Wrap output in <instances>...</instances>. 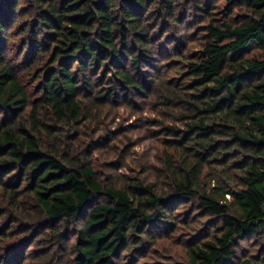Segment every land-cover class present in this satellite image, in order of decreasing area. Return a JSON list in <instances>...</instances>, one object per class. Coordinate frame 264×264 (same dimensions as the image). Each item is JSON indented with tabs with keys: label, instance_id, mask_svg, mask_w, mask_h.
<instances>
[{
	"label": "clouds",
	"instance_id": "clouds-1",
	"mask_svg": "<svg viewBox=\"0 0 264 264\" xmlns=\"http://www.w3.org/2000/svg\"><path fill=\"white\" fill-rule=\"evenodd\" d=\"M253 101L264 0H0V264H264Z\"/></svg>",
	"mask_w": 264,
	"mask_h": 264
},
{
	"label": "trees",
	"instance_id": "trees-1",
	"mask_svg": "<svg viewBox=\"0 0 264 264\" xmlns=\"http://www.w3.org/2000/svg\"><path fill=\"white\" fill-rule=\"evenodd\" d=\"M78 15V13H75ZM252 70L250 69V72ZM185 78H189V74H184ZM193 87L202 88L203 84L200 81L193 80L190 85V90ZM253 103H264V101H253ZM247 107V106H243ZM5 143H12L11 140H7ZM31 152H35L36 149H30ZM35 162L39 166L40 164H47L48 161L40 158H36ZM37 180L40 182L41 187H34L29 189L34 194V199L37 200L38 204L41 207H47L48 205V196L51 195L53 200L57 201H66L70 198V190L65 191L62 189V185L68 182V178L66 176H61L58 172L52 171L51 169H45L37 176ZM44 189H47L48 192L45 193ZM61 205L57 204L56 207L59 208ZM96 225H100L101 227L97 229V239H104V217L103 214H98L96 219L93 221V227ZM20 252V248L13 249V254L18 255ZM177 264H185V262L177 261ZM195 264V262H193Z\"/></svg>",
	"mask_w": 264,
	"mask_h": 264
},
{
	"label": "rangeland",
	"instance_id": "rangeland-1",
	"mask_svg": "<svg viewBox=\"0 0 264 264\" xmlns=\"http://www.w3.org/2000/svg\"><path fill=\"white\" fill-rule=\"evenodd\" d=\"M179 262H184L183 260H180Z\"/></svg>",
	"mask_w": 264,
	"mask_h": 264
}]
</instances>
